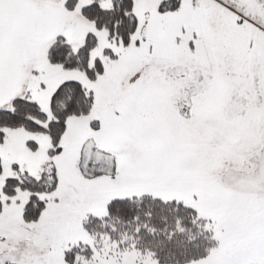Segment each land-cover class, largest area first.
<instances>
[{"label": "snow or ice", "instance_id": "6c2138e0", "mask_svg": "<svg viewBox=\"0 0 264 264\" xmlns=\"http://www.w3.org/2000/svg\"><path fill=\"white\" fill-rule=\"evenodd\" d=\"M0 264H264V0H0Z\"/></svg>", "mask_w": 264, "mask_h": 264}]
</instances>
